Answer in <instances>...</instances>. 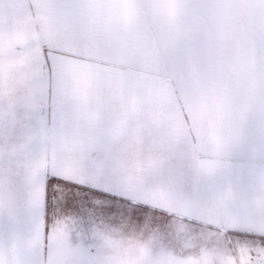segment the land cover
Listing matches in <instances>:
<instances>
[{"label": "snow or ice", "instance_id": "6c2138e0", "mask_svg": "<svg viewBox=\"0 0 264 264\" xmlns=\"http://www.w3.org/2000/svg\"><path fill=\"white\" fill-rule=\"evenodd\" d=\"M264 0H21L0 16V264H112L174 225L264 264Z\"/></svg>", "mask_w": 264, "mask_h": 264}, {"label": "rangeland", "instance_id": "374dc122", "mask_svg": "<svg viewBox=\"0 0 264 264\" xmlns=\"http://www.w3.org/2000/svg\"><path fill=\"white\" fill-rule=\"evenodd\" d=\"M20 3L21 0H0V16L18 19ZM103 236L104 243L119 245L103 247L112 264H232L233 256H239L235 241L230 247L227 241L207 231L193 233L179 225H174L164 239L131 228L107 230ZM256 247L264 251L258 243Z\"/></svg>", "mask_w": 264, "mask_h": 264}, {"label": "crops", "instance_id": "0c3cea01", "mask_svg": "<svg viewBox=\"0 0 264 264\" xmlns=\"http://www.w3.org/2000/svg\"><path fill=\"white\" fill-rule=\"evenodd\" d=\"M243 212L246 227H248L250 230H255L258 232L264 231V182L258 185L256 196H254L251 200L247 202ZM103 241L104 240L102 239L101 243L103 247L119 246L118 244L112 241L109 243H104Z\"/></svg>", "mask_w": 264, "mask_h": 264}]
</instances>
